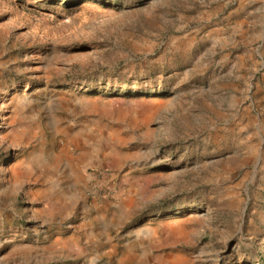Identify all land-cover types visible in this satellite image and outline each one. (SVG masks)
<instances>
[{
	"label": "rangeland",
	"instance_id": "rangeland-1",
	"mask_svg": "<svg viewBox=\"0 0 264 264\" xmlns=\"http://www.w3.org/2000/svg\"><path fill=\"white\" fill-rule=\"evenodd\" d=\"M0 264H264V0H0Z\"/></svg>",
	"mask_w": 264,
	"mask_h": 264
}]
</instances>
